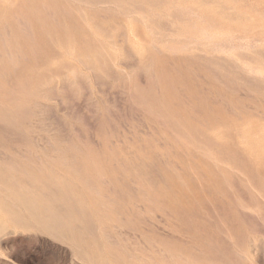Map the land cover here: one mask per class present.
<instances>
[{"label": "rangeland", "instance_id": "rangeland-1", "mask_svg": "<svg viewBox=\"0 0 264 264\" xmlns=\"http://www.w3.org/2000/svg\"><path fill=\"white\" fill-rule=\"evenodd\" d=\"M0 264H264V0H0Z\"/></svg>", "mask_w": 264, "mask_h": 264}]
</instances>
